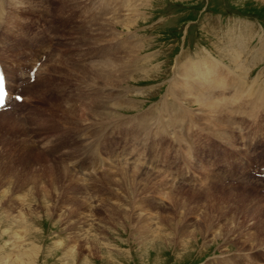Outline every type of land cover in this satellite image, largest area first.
Listing matches in <instances>:
<instances>
[{"label":"rangeland","instance_id":"374dc122","mask_svg":"<svg viewBox=\"0 0 264 264\" xmlns=\"http://www.w3.org/2000/svg\"><path fill=\"white\" fill-rule=\"evenodd\" d=\"M4 1L6 64L48 51L26 104L0 112V264H264V189L205 152L264 164V0ZM231 29L250 51L220 88L199 56ZM106 60L115 85L92 79ZM193 79L204 104L180 94Z\"/></svg>","mask_w":264,"mask_h":264},{"label":"bare ground","instance_id":"6f19581e","mask_svg":"<svg viewBox=\"0 0 264 264\" xmlns=\"http://www.w3.org/2000/svg\"><path fill=\"white\" fill-rule=\"evenodd\" d=\"M123 1H125V0H123ZM132 1H134V0H132ZM138 2V1H137ZM9 3V2H8ZM140 3V2H139ZM144 3V2H143ZM142 3V4H143ZM141 4V5H142ZM8 5V4H7ZM139 5V4H138ZM138 5H136L135 7L136 8H138ZM140 5V6H141ZM12 6V5H11ZM139 6V7H140ZM8 9V8H7ZM136 10V9H135ZM139 11V10H138ZM127 12V11H126ZM9 13V12H8ZM137 14H138V12H136ZM131 14V13H130ZM9 15H10V13H9ZM135 16V15H134ZM133 16V17H134ZM7 14H5V1L4 0H0V27H3V28H5L6 27V25H7ZM11 18H12V16H10ZM129 17H131V16H129ZM136 17H137V15H136ZM144 17V16H143ZM126 18V17H125ZM137 18H135V20H136ZM7 21V22H6ZM118 22L120 21V20H117ZM127 22V21H126ZM134 22V21H133ZM22 22H20V24H21ZM129 23V22H128ZM240 23V22H239ZM247 23V22H246ZM247 26H246V28L248 29V30H253V27L251 26V25H249V23L248 24H246ZM27 26V25H26ZM245 28V27H244ZM11 29V28H10ZM230 29V28H229ZM233 29V28H232ZM229 30V33L227 34V37H226V40H224L223 38L221 39H218V40H220V41H217L216 42V45H214V50L216 51V52H214L215 54H216V56H213L214 54L213 53H211V52H209V53H207V54H204V53H202V54H204V55H201V56H199V57H201V59L203 60V61H205L206 62V64L208 65V70H209V72H210V75H212L213 77H214V79H212L211 81L213 82V83H215L216 84V86H219V85H221L220 86V88L221 87H223L224 86V76H223V74H224V70H225V68L224 67H226V64L227 65H232V63H237V61L236 62H233V61H235L236 60V57H237V55L236 54H239V53H242V51H244L245 49H248L249 47H248V45H246V44H244V43H242V41L239 43V40H240V38H241V36H238V37H236L235 35H234V32H233V30ZM256 31V30H255ZM5 32V31H4ZM228 32V31H227ZM12 33V32H11ZM14 33V32H13ZM18 33V32H17ZM251 34H253V33H251ZM224 35V34H223ZM12 36V35H11ZM24 36V35H23ZM36 36V35H35ZM245 36V35H244ZM253 36V35H252ZM259 36H260V34H259ZM28 37V36H27ZM37 37V36H36ZM220 37V36H219ZM250 37V36H249ZM19 38V37H18ZM237 38H239V39H237ZM248 38V37H247ZM264 38V37H263ZM33 39V38H32ZM235 39H237L236 40V42H235ZM251 39V38H250ZM38 40V39H37ZM39 41V40H38ZM238 41V42H237ZM247 41V40H246ZM248 41H249V38H248ZM261 41H262V39H261ZM32 42H33V40H32ZM34 42H36V41H34ZM245 42V41H244ZM3 43V42H2ZM12 43H14V42H12ZM237 43H239V45L237 44ZM249 43V42H248ZM261 43V42H260ZM12 45V44H11ZM36 45V44H35ZM46 45V44H45ZM250 45V44H249ZM260 45V44H259ZM5 46V45H4ZM41 46H43L42 44H41ZM40 46V47H41ZM45 47V46H44ZM239 47V48H238ZM263 47V44L261 43V45L258 47V50L259 51H261V48ZM10 48H11V51L13 52V51H15L16 50V48L15 47H13V49H12V46H10ZM46 49V47L44 48V49H42V51H40V53H39V55L37 56H35V60L37 61V60H40L41 59V57H42V55L45 53V50ZM49 49V48H48ZM251 49V48H250ZM139 50V49H138ZM249 50V49H248ZM257 50V51H258ZM10 51V52H11ZM48 51V50H47ZM47 51H46V53H47ZM247 51V50H246ZM250 51V50H249ZM254 51H256V50H253V52ZM262 51H263V49H262ZM39 52V51H38ZM127 52V51H126ZM125 52V53H126ZM136 52V51H135ZM45 53V54H46ZM136 53H138V52H136ZM251 53V52H250ZM16 55L17 54H15V56L13 55V57L15 58L16 57ZM226 55H229V56H231V58H229L228 56V58L226 57L225 58V56ZM243 55V54H242ZM1 57V59L3 60L2 62H3V64H4V66H5V72H6V75H7V78H8V81L10 82V83H14V82H16L17 80L19 81V80H23V81H25L24 80V75H25V73H24V69H26L27 67L24 65V66H22L23 64L22 63H19V62H17L15 59L14 60H11L10 62H12V63H10L9 65H7L6 64V62L4 61V59L2 58V56H0ZM186 57H187V55H186ZM189 57V56H188ZM187 57V58H188ZM135 58V57H134ZM193 58V57H192ZM233 58H234V60H233ZM183 59H185V58H183ZM227 59V60H226ZM238 59H240V54H239V57H238ZM120 60H122V58L120 59ZM128 59H126V60H123V61H121L119 64H118V71L120 72V75L121 76H124V74L125 73H127V71H128V62H129V60L127 61ZM187 60V59H186ZM191 60V59H190ZM193 60V59H192ZM253 60V59H252ZM35 61V62H36ZM108 61V62H107ZM137 61V60H136ZM182 61H184V60H182ZM189 61V60H188ZM256 61V60H255ZM34 62V63H35ZM48 62H50V59H47V61L46 62H44L43 64H41L42 65V68L43 67H45V65L46 64H48ZM113 61H111V60H106V62H105V64H103V66H102V64H100V67H99V69L95 72V75H92L93 77H92V79L93 80H95L96 78L97 79H102V80H108V83H109V85H115L114 84V82H116V79H117V81H118V78H120V75L119 76H117V74L119 73V72H116V69L115 68H117V65H115L114 64V62L112 63ZM184 62H186V61H184ZM224 62H226V63H224ZM33 63V64H34ZM103 63V62H102ZM118 63V62H117ZM247 63H249L248 61H247ZM99 64V63H98ZM188 64V63H187ZM186 64V65H187ZM220 64L221 65H223V66H220ZM255 64V63H254ZM253 64V65H254ZM240 64H238V66H239ZM242 65H243V63H242ZM237 66V65H236ZM241 66V65H240ZM246 66H247V64H246ZM245 66V67H246ZM250 66V65H249ZM252 66V65H251ZM188 67V66H187ZM242 67V66H241ZM13 68H15L16 69V71H18V78H14V77H12V72H13ZM183 68V67H182ZM227 68V67H226ZM239 68V67H238ZM252 68V67H251ZM95 69V68H94ZM194 66H193V69H192V67H190V68H186V67H184V70H182V72H181V74H183V75H185L187 78L188 77H190V76H192V74L193 73H191V72H193L194 71ZM228 69V68H227ZM232 70V69H231ZM237 70V69H236ZM238 70H240V68L238 69ZM234 71H235V69H233L232 70V73H234ZM196 72V71H195ZM198 72H200L199 70H198ZM225 72H226V70H225ZM231 72V71H230ZM236 72V71H235ZM128 74V73H127ZM202 75V74H201ZM230 75V74H229ZM192 78V77H191ZM194 78V77H193ZM205 78V77H204ZM203 78V79H204ZM207 79H208V77H207ZM102 80H100V81H102ZM199 80H200V78H199ZM235 80H237V79H235ZM110 81V82H109ZM203 81V80H202ZM207 81H209V80H207ZM10 83H9V85H10ZM28 83H30V82H28ZM238 83V82H237ZM201 84H203V83H201V82H198L197 80H195V79H193V81H191V80H188V82H187V86H186V89H187V87H188V89L186 90H184V91H180V94L182 95V96H184V94H190L191 93V95L194 97L193 98V101H194V99H195V101H199V102H201V104H204V100L201 98V97H203L204 98V93H205V91H203L202 90V88H201ZM214 84V85H215ZM227 84V83H226ZM229 84V83H228ZM33 85V84H32ZM15 86V85H14ZM33 87H31V86H28L26 89H25V91L28 93L31 89H32ZM176 88V87H175ZM205 88V87H204ZM122 91V90H121ZM25 92V93H26ZM185 92V93H184ZM207 92H208V89H207ZM217 93V92H216ZM222 93H223V91H222ZM211 95H212V93H211ZM236 95V94H235ZM206 96V95H205ZM256 98V97H255ZM110 99V98H109ZM180 99V98H179ZM208 99H209V97H208ZM78 100V99H77ZM191 102V101H190ZM210 102H213L212 100L210 101ZM75 102H72V104H74ZM220 103V102H219ZM76 104V103H75ZM211 105H212V103H210ZM70 105V104H69ZM118 105V104H117ZM120 105V104H119ZM166 106V105H165ZM170 106V105H169ZM177 106V105H176ZM180 106V105H179ZM213 106V105H212ZM247 106V105H246ZM62 107V106H61ZM189 107V106H188ZM208 107V106H207ZM210 107V106H209ZM70 108V107H69ZM78 108V107H77ZM167 108H168V106H167ZM173 108L175 109V106H173ZM215 108V107H214ZM72 109H73V111L74 110H76V107H74V105L72 106ZM211 109V108H210ZM216 109H219V105H216ZM202 110V109H201ZM214 110V109H213ZM251 110V109H250ZM200 111V110H199ZM202 111H204V109L202 110ZM219 111V110H218ZM62 112V111H61ZM75 112V111H74ZM186 112V111H185ZM71 113H73V112H71ZM74 114V113H73ZM172 114V113H171ZM174 114V113H173ZM179 114V113H178ZM182 114V113H181ZM156 116V115H155ZM73 117V116H72ZM172 117H174V116H172ZM174 119V118H173ZM176 120V119H175ZM180 120V119H179ZM224 120V119H223ZM226 120V119H225ZM166 121V120H165ZM77 122V121H76ZM165 123H167V122H165ZM226 123V122H225ZM69 125V124H68ZM70 125H72V124H70ZM177 125V124H176ZM75 126H77V125H75ZM134 126V125H133ZM155 126V125H154ZM173 126V125H172ZM70 127V126H69ZM74 128V127H73ZM76 128V127H75ZM209 128V127H208ZM72 129V128H71ZM71 129H69V130H71ZM215 131V130H214ZM212 132V134L213 135H215V137L216 138H219V139H223V137L225 136L224 135V131L221 129V128H219V129H217L215 132ZM174 138V137H173ZM76 141V140H75ZM85 150V149H84ZM123 160V159H122ZM121 160V161H122ZM125 161V160H124ZM137 164V163H136ZM101 165V164H100ZM140 165V164H139ZM129 166H131L132 167V164L131 165H129ZM144 167V166H143ZM140 169V168H139ZM132 170V169H131ZM89 171V170H88ZM97 171V170H96ZM152 175V174H151ZM148 176V175H147ZM209 177V176H208ZM219 178V177H218ZM217 178V179H218ZM221 179V178H220ZM215 180V179H214ZM146 181V180H145ZM209 181V180H208ZM244 181H245V179H244ZM200 182V181H199ZM202 183V182H201ZM204 183V182H203ZM205 183H206V180H205ZM205 183H204V185H205ZM209 183H210V181H209ZM209 183L207 184V185H209ZM163 184V183H162ZM192 184V183H191ZM195 188V187H194ZM246 189V188H245ZM160 190V189H159ZM194 192V191H193ZM212 192V191H211ZM215 192V191H214ZM164 193V192H163ZM256 201V200H255ZM131 206V205H130Z\"/></svg>","mask_w":264,"mask_h":264},{"label":"snow or ice","instance_id":"6c2138e0","mask_svg":"<svg viewBox=\"0 0 264 264\" xmlns=\"http://www.w3.org/2000/svg\"><path fill=\"white\" fill-rule=\"evenodd\" d=\"M3 95V85H2V83H0V96H2Z\"/></svg>","mask_w":264,"mask_h":264}]
</instances>
